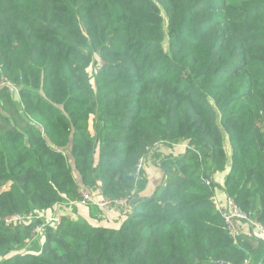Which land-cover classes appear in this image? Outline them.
Segmentation results:
<instances>
[{
	"label": "trees",
	"instance_id": "obj_1",
	"mask_svg": "<svg viewBox=\"0 0 264 264\" xmlns=\"http://www.w3.org/2000/svg\"><path fill=\"white\" fill-rule=\"evenodd\" d=\"M0 82V264L264 261V0H0Z\"/></svg>",
	"mask_w": 264,
	"mask_h": 264
},
{
	"label": "built area",
	"instance_id": "obj_2",
	"mask_svg": "<svg viewBox=\"0 0 264 264\" xmlns=\"http://www.w3.org/2000/svg\"><path fill=\"white\" fill-rule=\"evenodd\" d=\"M6 83L0 82V89L5 86ZM161 145L155 143L151 148L147 149V154L151 155L155 150L159 149ZM144 158L141 159L136 167V175L144 168ZM206 185H209V182H206ZM98 196L96 198L95 196ZM132 200L131 196H127L117 200H111L109 198L101 197L100 194H93L90 191H87L83 188L78 190L77 200L69 203L72 207H88L90 204H95L101 210H110V209H126L129 206L130 201ZM216 209L220 214L226 230L232 239H238L241 235H245L241 223L245 222L249 229L256 232L259 236L264 237V226L259 224L256 221L248 219L239 209L237 204L230 198H226L223 203H216ZM29 217L20 216V215H10L4 218V224L7 226H18L22 225L25 220H28ZM37 218H43L44 222L37 226L32 233L33 238H36L37 235L42 231L43 227L46 225L54 224L58 225L61 222L60 217L58 216H42L39 215ZM36 218V219H37ZM249 235V234H248ZM243 264H250L249 260H245Z\"/></svg>",
	"mask_w": 264,
	"mask_h": 264
},
{
	"label": "crops",
	"instance_id": "obj_3",
	"mask_svg": "<svg viewBox=\"0 0 264 264\" xmlns=\"http://www.w3.org/2000/svg\"><path fill=\"white\" fill-rule=\"evenodd\" d=\"M178 147H180V146H176L175 148L176 149H178ZM161 149V148H160ZM167 152V151H166ZM179 152H180V150H179ZM175 153H178V150H176L175 151ZM152 162H147L146 163V166H145V170L146 171H151L150 172V174L151 175H153V176H156V171H155V169L153 168V165L151 164ZM155 165H156V163L157 162H153ZM157 167V166H156ZM148 168V169H147ZM224 175V174H223ZM223 175H221V176H217V180H219V178L221 179V181H222V178H223ZM151 179H154L153 177H151L150 178V180ZM222 188V187H221ZM216 194H215V197H214V199H215V203H220V202H224V200L226 199V196H225V194H224V191H223V189H220V190H217L216 192H215ZM97 194H100V193H97ZM80 211L81 212H84L83 210H81L80 209ZM83 214V216L82 217H85V216H87V212H84V213H82ZM78 215H79V213H68V214H66V217L68 218V219H71V220H76V219H78L79 217H78ZM80 216V215H79ZM241 228H242V230H243V232H244V234L246 235V236H248V234H249V236L250 235H252V233H254V235H255V237H259V236H257L256 235V233L255 232H252L246 225H242L241 226ZM259 238H262V239H264V237H259ZM262 263L264 264V261H262ZM261 263V264H262Z\"/></svg>",
	"mask_w": 264,
	"mask_h": 264
},
{
	"label": "rangeland",
	"instance_id": "obj_4",
	"mask_svg": "<svg viewBox=\"0 0 264 264\" xmlns=\"http://www.w3.org/2000/svg\"><path fill=\"white\" fill-rule=\"evenodd\" d=\"M89 128H90V131H92V124H91V122H90V125H89ZM180 149H182V148H180ZM75 173V172H74ZM95 196V195H94ZM96 198H98V196H95ZM80 209L81 210H83V211H85V212H87L86 211V209H87V207H84V208H82V207H79V206H77V207H74V206H72V209H70V210H74L75 211V213H79V215H78V217L80 218V219H82V216H83V214L81 213V211H80ZM117 212L119 211V210H116ZM47 217L48 216H58V217H60V219L62 218V216L60 215H46ZM68 219V218H67Z\"/></svg>",
	"mask_w": 264,
	"mask_h": 264
},
{
	"label": "water",
	"instance_id": "obj_5",
	"mask_svg": "<svg viewBox=\"0 0 264 264\" xmlns=\"http://www.w3.org/2000/svg\"><path fill=\"white\" fill-rule=\"evenodd\" d=\"M14 97H15V100L18 99L17 94H15ZM137 198H138V197L135 196V197L130 201L129 206H132V205L136 202Z\"/></svg>",
	"mask_w": 264,
	"mask_h": 264
}]
</instances>
